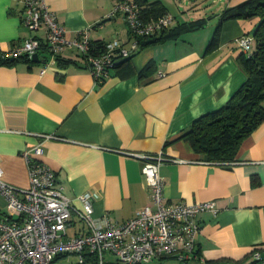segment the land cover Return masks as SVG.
Segmentation results:
<instances>
[{
  "label": "crops",
  "instance_id": "1",
  "mask_svg": "<svg viewBox=\"0 0 264 264\" xmlns=\"http://www.w3.org/2000/svg\"><path fill=\"white\" fill-rule=\"evenodd\" d=\"M73 39L88 29L91 41L118 37L129 44L121 15L108 16L113 0H45ZM152 2L154 0H146ZM174 19L168 29L204 18L200 28L137 50L129 66L109 70L96 82L77 49L58 55L68 64L14 60L0 65V166L9 184L29 186L23 150L41 143L42 161L55 173L56 184L77 205V196L94 190L93 215L118 223L151 202L152 194L134 154L163 153L159 166L165 203L213 200L217 212L197 215L199 259L172 256L149 264H203L221 258H251L264 245V120L240 143L235 162H204L180 138L194 119L223 105L246 79L238 63L236 38L249 34L257 17L231 18L219 27L218 43L207 49L221 12L244 0L222 1L209 19L197 0H160ZM21 0H0V47L10 48L32 33L20 21ZM37 35L43 36L39 30ZM46 55V56H45ZM151 64L145 76L140 71ZM129 74L121 77V70ZM5 198L0 194V216ZM83 231L73 216L67 234ZM59 260L58 263H62ZM105 264H117L106 255Z\"/></svg>",
  "mask_w": 264,
  "mask_h": 264
},
{
  "label": "built area",
  "instance_id": "2",
  "mask_svg": "<svg viewBox=\"0 0 264 264\" xmlns=\"http://www.w3.org/2000/svg\"><path fill=\"white\" fill-rule=\"evenodd\" d=\"M21 23L32 33L10 48L0 47V65L27 57L44 49L45 64L55 62L66 47L77 49L96 82L103 81L116 60L128 57L139 49L140 37L153 35L171 25L174 16L165 13L144 18L137 0H113L108 16L121 15L129 30L128 46L113 37L105 41L100 53L90 52L89 30H81L73 39L65 37V27L58 21L45 0H21ZM225 1V0H219ZM39 30L43 36L37 35ZM253 37L242 34L237 45L246 54L252 52ZM44 148L37 143L22 152L28 164L29 186L16 187L6 182L0 166V194L5 198V215L0 216V264H105L106 255L117 264H149L153 258L172 256L180 261L198 259L196 234L198 214L217 212L213 200L175 204L165 203L164 180L159 166L166 160L158 154H134L142 159L141 172L152 194L151 202L137 209L133 216L118 223L107 215H93V200L98 196L87 190L77 196V205L56 184L54 171L42 161ZM223 162L219 164H232ZM75 216L83 231L68 235L66 230ZM252 258L264 263V245L252 249ZM76 260L72 261L71 257Z\"/></svg>",
  "mask_w": 264,
  "mask_h": 264
},
{
  "label": "trees",
  "instance_id": "3",
  "mask_svg": "<svg viewBox=\"0 0 264 264\" xmlns=\"http://www.w3.org/2000/svg\"><path fill=\"white\" fill-rule=\"evenodd\" d=\"M137 1L142 7L141 13L144 18H156L168 13L165 11V7L160 0H154L152 2H147L146 0ZM240 17H257V22H259V27L255 34L252 35L249 33L255 41V48L252 46L253 49L250 54L244 53L240 48L241 52L237 56L239 65L246 73V79L223 105L194 119L187 131L180 136V138L191 145L194 152L204 162H235V155L241 141L264 120V0H244L236 6L224 9L220 14L218 24L214 29L207 49H212L217 45L219 27L223 21ZM204 20V18H201L181 23L173 28L160 30L153 35L140 37L138 40L139 49L149 44L176 38L179 34L186 31L200 28L204 25ZM104 46V41H90V52L100 53ZM134 53L122 58L120 62L115 63L112 67L125 68L129 66ZM19 59L30 63L32 62L27 57L17 58L15 61ZM57 59L59 60V64L66 65L69 63L67 60ZM12 63H14V60L6 62V65ZM150 66L151 64L147 63L139 75L145 76ZM124 68L121 70V77L129 74V70ZM196 254L199 257L197 248ZM63 258L62 255H56L53 262L56 264ZM203 264L264 263L261 260L251 257L243 260L226 258L205 260Z\"/></svg>",
  "mask_w": 264,
  "mask_h": 264
},
{
  "label": "rangeland",
  "instance_id": "4",
  "mask_svg": "<svg viewBox=\"0 0 264 264\" xmlns=\"http://www.w3.org/2000/svg\"><path fill=\"white\" fill-rule=\"evenodd\" d=\"M191 1H194V0H191ZM197 2L199 4H202L201 10H203L205 12L204 13V16L207 17V19H209V16H212L213 13H215L217 10H220V9H222V8L225 7V5L223 4V2L222 1H219V0H197ZM209 20L213 21L214 19L211 18ZM257 23L258 22H256L255 25ZM252 46H253V48H255V41L254 40L252 42ZM71 260L72 261H75L76 260V257L75 256H72L71 257Z\"/></svg>",
  "mask_w": 264,
  "mask_h": 264
},
{
  "label": "water",
  "instance_id": "5",
  "mask_svg": "<svg viewBox=\"0 0 264 264\" xmlns=\"http://www.w3.org/2000/svg\"><path fill=\"white\" fill-rule=\"evenodd\" d=\"M259 27V22L253 27V29H252V31H251V34L252 35H254L255 34V32H256V30H257V28ZM38 53H34L33 55H32V60L33 61H38ZM121 61V59H118V60H116V62L115 63H118V62H120Z\"/></svg>",
  "mask_w": 264,
  "mask_h": 264
}]
</instances>
